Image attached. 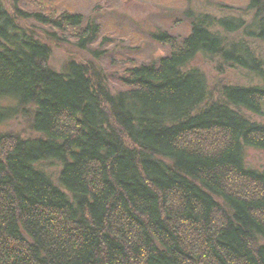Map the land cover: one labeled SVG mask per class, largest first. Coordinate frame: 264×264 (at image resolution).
Masks as SVG:
<instances>
[{"label": "trees", "instance_id": "trees-1", "mask_svg": "<svg viewBox=\"0 0 264 264\" xmlns=\"http://www.w3.org/2000/svg\"><path fill=\"white\" fill-rule=\"evenodd\" d=\"M258 1L247 6L258 34L244 33L264 40ZM11 8L0 0V126L22 119L30 134L0 132V264H264V171L243 161L245 148L264 151V123L250 117L263 114L264 62L199 16L111 94L84 64L50 69L49 47ZM198 55L263 85L210 84Z\"/></svg>", "mask_w": 264, "mask_h": 264}, {"label": "rangeland", "instance_id": "rangeland-1", "mask_svg": "<svg viewBox=\"0 0 264 264\" xmlns=\"http://www.w3.org/2000/svg\"><path fill=\"white\" fill-rule=\"evenodd\" d=\"M258 2L264 6V0ZM248 3L249 0H4L8 10L15 6L26 14L19 24L49 47L50 69L61 73L67 63L84 64L102 77L111 94L126 89L121 80L130 69L156 65L166 57L170 51L167 41L179 43L189 36L193 19L199 16L213 19L210 31L225 43L243 42L264 62V40L253 37L258 34L255 28L247 29L254 15L247 9ZM35 14L53 20L62 14L78 15L82 26L57 29L36 21ZM220 19L235 20L234 24L241 25L228 33L217 23ZM87 25L96 31L88 39L82 33ZM251 30L253 34L245 35V31ZM80 38L88 41L78 46ZM219 64L218 59H202L199 55L191 62L213 85H263L261 79L248 71L227 66H222L221 71ZM262 113L250 117L264 123V109ZM0 132H14L21 138L30 134L26 123L18 118L0 126ZM243 161L247 169L264 171V151L245 148ZM46 170L54 174L57 167L52 164Z\"/></svg>", "mask_w": 264, "mask_h": 264}]
</instances>
